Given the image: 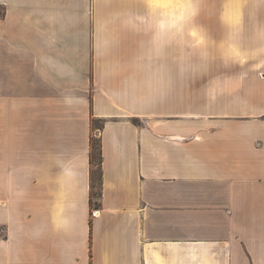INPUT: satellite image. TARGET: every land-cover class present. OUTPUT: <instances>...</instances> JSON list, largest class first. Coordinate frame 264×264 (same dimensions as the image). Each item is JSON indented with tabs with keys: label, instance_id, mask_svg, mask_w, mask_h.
Returning a JSON list of instances; mask_svg holds the SVG:
<instances>
[{
	"label": "crops",
	"instance_id": "1",
	"mask_svg": "<svg viewBox=\"0 0 264 264\" xmlns=\"http://www.w3.org/2000/svg\"><path fill=\"white\" fill-rule=\"evenodd\" d=\"M0 4V264H264V0Z\"/></svg>",
	"mask_w": 264,
	"mask_h": 264
},
{
	"label": "rangeland",
	"instance_id": "2",
	"mask_svg": "<svg viewBox=\"0 0 264 264\" xmlns=\"http://www.w3.org/2000/svg\"><path fill=\"white\" fill-rule=\"evenodd\" d=\"M0 11H3V8L0 7ZM212 61V63H216L219 60L217 59H213L210 60ZM201 62V61H199ZM244 73L247 74V77H253L251 76V74H254L256 72H237V71H231V72H223V71H215V70H209V71H204V70H199L196 72H182V77L183 78H196L199 82L201 81H205V80H214V79H221L223 77H228V78H237V77H244ZM258 76L262 77L264 76V72H257ZM204 100L205 98L203 97V95H198L197 97V104L200 108H202V106L204 105ZM95 142H96V147H97V151H96V155H98V149H99V138L96 137L95 138ZM99 177V170H98V166L95 169V178ZM99 191V180L95 181V188L93 189V194L96 195V193H98Z\"/></svg>",
	"mask_w": 264,
	"mask_h": 264
},
{
	"label": "trees",
	"instance_id": "3",
	"mask_svg": "<svg viewBox=\"0 0 264 264\" xmlns=\"http://www.w3.org/2000/svg\"><path fill=\"white\" fill-rule=\"evenodd\" d=\"M0 7L3 8V11L2 12L0 11V17H3L4 13H5V8H4V6L2 4H0ZM92 147H93V150H92V163L95 166H98V170H99V177L98 178H95V170L93 171V174H92L93 187L95 188V181L99 180V187H100V182H101L102 156H101V150H100V141H99L98 155H96L97 147H96L95 138L92 139ZM100 193H101V191H100V188H99V191H98V193H96V195L99 196Z\"/></svg>",
	"mask_w": 264,
	"mask_h": 264
}]
</instances>
